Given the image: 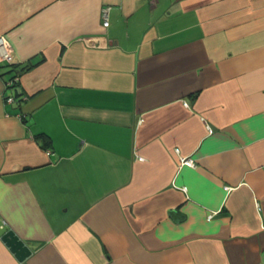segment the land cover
Here are the masks:
<instances>
[{
	"label": "crops",
	"instance_id": "1",
	"mask_svg": "<svg viewBox=\"0 0 264 264\" xmlns=\"http://www.w3.org/2000/svg\"><path fill=\"white\" fill-rule=\"evenodd\" d=\"M0 32L34 64H0V264H264V0H0Z\"/></svg>",
	"mask_w": 264,
	"mask_h": 264
},
{
	"label": "built area",
	"instance_id": "2",
	"mask_svg": "<svg viewBox=\"0 0 264 264\" xmlns=\"http://www.w3.org/2000/svg\"><path fill=\"white\" fill-rule=\"evenodd\" d=\"M102 17H103V22H102L103 26H107L109 23L108 19H107V9H104L102 11ZM2 63L13 65L14 64V58H13L11 50L8 46V42H7L5 35L2 32H0V64H2ZM18 79H19V76L14 75L11 79H9L6 82V86L9 87V86L15 85L18 82ZM13 99H14V96H12V95L6 96L7 102H11ZM208 130L210 131L211 128H208ZM180 160H181V164L194 166V160L190 157L181 156ZM224 187L227 190H229L231 188L229 186H224ZM211 216H212V214L208 215V217H211Z\"/></svg>",
	"mask_w": 264,
	"mask_h": 264
},
{
	"label": "water",
	"instance_id": "3",
	"mask_svg": "<svg viewBox=\"0 0 264 264\" xmlns=\"http://www.w3.org/2000/svg\"><path fill=\"white\" fill-rule=\"evenodd\" d=\"M0 235L2 240L16 253L18 259H24L28 254V249H23V242L16 237L11 230H9L0 220Z\"/></svg>",
	"mask_w": 264,
	"mask_h": 264
},
{
	"label": "trees",
	"instance_id": "4",
	"mask_svg": "<svg viewBox=\"0 0 264 264\" xmlns=\"http://www.w3.org/2000/svg\"><path fill=\"white\" fill-rule=\"evenodd\" d=\"M33 65H34L33 63H27L25 65H17V66H14V64H13L12 65V70H15L16 74H20L23 71L30 69ZM38 137L41 138V140L43 142V145L45 146L47 139L44 136H41V135L38 136Z\"/></svg>",
	"mask_w": 264,
	"mask_h": 264
}]
</instances>
